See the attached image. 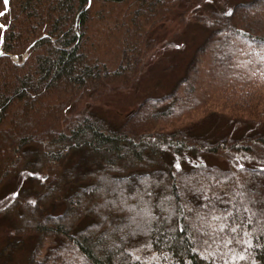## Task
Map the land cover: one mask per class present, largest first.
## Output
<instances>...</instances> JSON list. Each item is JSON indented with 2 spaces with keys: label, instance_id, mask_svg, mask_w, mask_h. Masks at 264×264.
<instances>
[{
  "label": "trees",
  "instance_id": "16d2710c",
  "mask_svg": "<svg viewBox=\"0 0 264 264\" xmlns=\"http://www.w3.org/2000/svg\"><path fill=\"white\" fill-rule=\"evenodd\" d=\"M182 1L0 0V260L264 264V0L200 18L183 77L119 126L93 110Z\"/></svg>",
  "mask_w": 264,
  "mask_h": 264
},
{
  "label": "rangeland",
  "instance_id": "374dc122",
  "mask_svg": "<svg viewBox=\"0 0 264 264\" xmlns=\"http://www.w3.org/2000/svg\"><path fill=\"white\" fill-rule=\"evenodd\" d=\"M238 1L243 0H183L168 19L153 30L152 36L157 44L138 85L101 97L95 101L93 110L119 126L145 98L168 93L183 77L195 50L207 35V29L199 19L213 8L229 11ZM15 59L20 61L17 57ZM7 241V232L1 228L0 251L6 247ZM24 246V249L7 254L0 264H8L11 258V264H25L31 244Z\"/></svg>",
  "mask_w": 264,
  "mask_h": 264
},
{
  "label": "water",
  "instance_id": "95a60500",
  "mask_svg": "<svg viewBox=\"0 0 264 264\" xmlns=\"http://www.w3.org/2000/svg\"><path fill=\"white\" fill-rule=\"evenodd\" d=\"M8 7H9V0H7L6 9H5V11L2 14L7 12ZM5 29H6V26L3 25L2 26V37H1V42H0V56H2L4 54V50H3V44H4L3 34H4Z\"/></svg>",
  "mask_w": 264,
  "mask_h": 264
},
{
  "label": "snow or ice",
  "instance_id": "6c2138e0",
  "mask_svg": "<svg viewBox=\"0 0 264 264\" xmlns=\"http://www.w3.org/2000/svg\"><path fill=\"white\" fill-rule=\"evenodd\" d=\"M5 3H7V0H5ZM227 14H230V10H229V13H227ZM234 230V229H233Z\"/></svg>",
  "mask_w": 264,
  "mask_h": 264
}]
</instances>
